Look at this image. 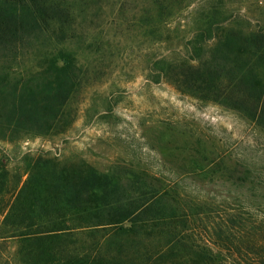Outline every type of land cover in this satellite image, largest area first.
I'll return each instance as SVG.
<instances>
[{
    "label": "rangeland",
    "instance_id": "rangeland-1",
    "mask_svg": "<svg viewBox=\"0 0 264 264\" xmlns=\"http://www.w3.org/2000/svg\"><path fill=\"white\" fill-rule=\"evenodd\" d=\"M149 2H74L67 33L48 29L28 37L20 31L7 55L0 47V69L25 80L35 93L46 89L45 82L55 88V78L66 81L65 73L57 74L65 63L57 58L58 48L70 54L73 86L64 115L48 131L39 127L60 103L55 90L47 100L41 97L29 120L34 125L18 127L9 138L4 129L9 99H0V173L6 174L7 188L19 187L28 161L42 156L65 179L52 187L58 198L71 201L84 188L82 218L90 228L70 226L72 247L98 250L102 264H193L186 251L164 252L163 232L148 227L152 218L176 214L165 192L174 190L179 201L209 204L213 217L254 199L255 187L264 182V130L251 119L250 104H218L182 93L156 81L154 65L157 59H184L193 66L191 75H203L208 61L232 59L235 54L220 50L228 41L223 33L260 30L264 38V0H188L164 13L157 31L146 26ZM209 26L210 35L203 31ZM259 74L264 82V66ZM18 120L23 124L27 118L22 114ZM133 220L147 227L136 230ZM206 223L202 218L189 228L199 236ZM14 246L0 242V264L12 262Z\"/></svg>",
    "mask_w": 264,
    "mask_h": 264
},
{
    "label": "trees",
    "instance_id": "trees-1",
    "mask_svg": "<svg viewBox=\"0 0 264 264\" xmlns=\"http://www.w3.org/2000/svg\"><path fill=\"white\" fill-rule=\"evenodd\" d=\"M83 1L0 0L2 51L6 55L9 53L15 40L20 37V31L28 33V37L48 29L51 32L58 30L59 35L67 33L73 25L74 2L82 4ZM187 2L150 0L147 8L144 7V16L149 19L146 26H153V31H157V23L162 22L164 13L179 9ZM203 31L210 35L214 30L209 26ZM223 36L228 41L219 45L220 50L235 54L232 59L223 57L218 59L219 63L208 61L203 75H191L189 71L193 66L187 64V67L188 62L184 59H157L154 62L157 71L155 80L162 79L176 90L192 93L195 95L193 97L202 101L218 104L230 101L238 105L248 103L253 110L251 119L264 130V82L259 74L264 66V38L261 31L242 33L232 29L226 30ZM57 55V58H65V63L57 68V74L65 73L66 81L55 78L56 86L53 89L49 82H45L43 92L27 90L25 80H14L4 72V68L0 69V99L3 95L9 99V116L4 124L8 138L18 131V127L26 123L34 125L29 121L32 112L38 109L36 106L41 97L47 100L54 90L61 99L60 103L53 108L51 118H47L39 128L48 131L52 122L64 115L66 98L74 82L71 74L73 64L64 48H58ZM228 74L231 75L228 81L222 80L223 75ZM239 88H243L244 93L236 91ZM39 108L46 110L45 107ZM22 114L28 120L23 124L18 120ZM26 127V130L30 129ZM31 163L33 166H30ZM36 165L41 167L36 169ZM49 166L50 160L42 156H36L33 161L30 159L23 172L26 179L15 188H7L6 174L0 173V242L12 241L15 244L12 262L6 260L5 264H102V255L98 250L72 247L70 226L77 224V230L90 228L89 220L82 218L87 203L84 188H81L83 184H79L81 189L74 199L62 201L58 194H53L52 187L56 181L65 179ZM255 190L258 196L254 199L240 201L224 215L213 217L211 214L214 211L209 204L181 202L174 190H167L165 198L175 205L176 214L152 218L148 227L163 232L161 234L166 237L164 252L174 254L175 251H186L187 256L194 259L193 264H264V182ZM8 193L9 198L4 201ZM157 198H163L162 194ZM202 218L207 219V223L202 229L203 234L196 236L189 225ZM132 225L136 230L147 227L145 223L135 220Z\"/></svg>",
    "mask_w": 264,
    "mask_h": 264
}]
</instances>
